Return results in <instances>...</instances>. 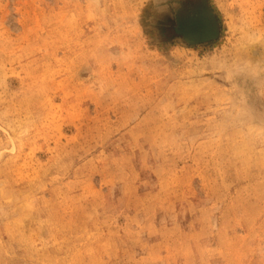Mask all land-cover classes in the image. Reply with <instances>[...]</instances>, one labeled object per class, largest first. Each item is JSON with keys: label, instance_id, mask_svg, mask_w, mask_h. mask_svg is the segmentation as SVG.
Returning a JSON list of instances; mask_svg holds the SVG:
<instances>
[{"label": "rangeland", "instance_id": "1", "mask_svg": "<svg viewBox=\"0 0 264 264\" xmlns=\"http://www.w3.org/2000/svg\"><path fill=\"white\" fill-rule=\"evenodd\" d=\"M0 264H264V0H0Z\"/></svg>", "mask_w": 264, "mask_h": 264}, {"label": "water", "instance_id": "2", "mask_svg": "<svg viewBox=\"0 0 264 264\" xmlns=\"http://www.w3.org/2000/svg\"><path fill=\"white\" fill-rule=\"evenodd\" d=\"M200 10L201 16L199 15V12L197 13V11ZM196 11L195 15H193L192 17H188V18H180L179 20V26L182 28H186V32L188 33L187 36H185L187 38V40L190 42V44H204V43H209L212 42L214 40H217L219 38V26H218V22L214 16V14L212 13V11L209 9V6L207 4L206 1H203L201 4V8ZM203 17H208L209 21H212V25L211 27L215 29L216 31V36L214 35H210V36H205L202 38H199L197 40H195L193 38L194 32L197 29L196 27L198 25L197 24V19H201ZM187 22V23H186Z\"/></svg>", "mask_w": 264, "mask_h": 264}, {"label": "bare ground", "instance_id": "3", "mask_svg": "<svg viewBox=\"0 0 264 264\" xmlns=\"http://www.w3.org/2000/svg\"><path fill=\"white\" fill-rule=\"evenodd\" d=\"M172 3V2H171ZM170 7V6H169ZM199 10L198 8L195 10V13L196 11ZM199 12V15L201 16V13H200V10L197 11V13ZM187 23V22H186ZM198 25L194 32V35H193V38L195 40L199 39V38H202L205 37V36H210V35H214L216 36V31L214 28L211 27L212 25V21H209V18L208 17H203L202 20L200 19H197V24Z\"/></svg>", "mask_w": 264, "mask_h": 264}]
</instances>
